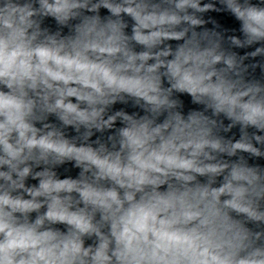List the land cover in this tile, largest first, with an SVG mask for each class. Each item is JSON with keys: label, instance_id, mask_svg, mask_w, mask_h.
Segmentation results:
<instances>
[{"label": "clouds", "instance_id": "1", "mask_svg": "<svg viewBox=\"0 0 264 264\" xmlns=\"http://www.w3.org/2000/svg\"><path fill=\"white\" fill-rule=\"evenodd\" d=\"M0 264H264V0H0Z\"/></svg>", "mask_w": 264, "mask_h": 264}]
</instances>
